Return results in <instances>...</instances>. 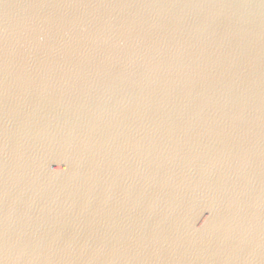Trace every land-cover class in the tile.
I'll list each match as a JSON object with an SVG mask.
<instances>
[{"label":"water","instance_id":"obj_1","mask_svg":"<svg viewBox=\"0 0 264 264\" xmlns=\"http://www.w3.org/2000/svg\"><path fill=\"white\" fill-rule=\"evenodd\" d=\"M0 264H264V0H0Z\"/></svg>","mask_w":264,"mask_h":264}]
</instances>
